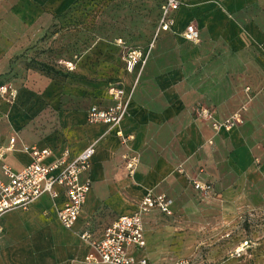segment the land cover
<instances>
[{"label":"crops","instance_id":"obj_1","mask_svg":"<svg viewBox=\"0 0 264 264\" xmlns=\"http://www.w3.org/2000/svg\"><path fill=\"white\" fill-rule=\"evenodd\" d=\"M5 1L9 10L25 22L21 23V34L27 32L32 17L45 16L46 12L60 13L71 2ZM173 18L174 26L169 32H160L156 38L153 35L144 47H137L148 51V57L142 67L138 65L130 73L123 70L120 57L123 49L115 44L118 64L122 65L129 84L118 81L114 85L132 89L121 128L125 134L133 135L128 146L140 156L133 177L127 176L122 165L124 147L119 139L112 134L106 136L96 146L90 169L82 176L90 178L91 190L74 226L66 229L57 217L58 207L65 202L61 190L55 201L43 195L26 209L3 214L0 264H91L85 261L90 249L80 235L88 232L99 239L115 219L135 213L146 193L164 195L173 214L172 207L178 206L176 196L192 185L191 180L214 183L215 189L231 182L239 185L247 175L254 182L255 173L248 168L254 157L250 146L254 141L249 136L252 129L264 127V71L252 68L245 72L240 67L249 64L264 68V0H181ZM189 25L197 29L198 43L183 37ZM240 80L255 82H233ZM246 95L253 96V100L244 123L229 132L214 133L208 122L194 117L191 109L195 102H202L205 106L195 105L194 109H207L222 121L234 110H240ZM111 104L107 90L93 92L81 122L75 124L66 119V134L74 129L77 135L74 142L69 137L44 142L39 139L25 142L21 136L18 142L15 138L13 150L0 152V181H5L3 165L13 171L29 165L31 158L24 148L49 149L51 155L44 161L46 165L56 161L64 151L71 157L78 155L106 131L107 125L86 122L88 109L92 105ZM4 132L0 126V147L9 143ZM149 213L143 216L146 245L142 253H136L137 257L146 258L148 264L145 219Z\"/></svg>","mask_w":264,"mask_h":264},{"label":"rangeland","instance_id":"obj_2","mask_svg":"<svg viewBox=\"0 0 264 264\" xmlns=\"http://www.w3.org/2000/svg\"><path fill=\"white\" fill-rule=\"evenodd\" d=\"M160 4L161 0H71L60 13L32 17L29 30L21 34L25 22L0 0V87L15 92L11 101L0 95V126L9 142L0 152L7 153L11 139L19 142L20 136L25 142L62 137L76 141L74 129L66 134V119L80 123L93 92H108L118 81L128 86L115 44L135 49L149 43L157 29ZM262 67L247 64L240 71H264ZM252 100L253 96H245L239 107L242 121L235 127L243 125ZM195 105L205 104H193L197 119ZM105 128L89 144L97 146L110 134L117 137L124 147L122 165L132 178L140 160L128 146L133 135L125 134L121 125ZM249 139L254 141L248 167L255 173L253 183L248 175L239 185L231 182L215 189L213 183L211 195L189 185L176 196L178 206L172 207L171 216L147 215L149 264H264V127L252 129Z\"/></svg>","mask_w":264,"mask_h":264},{"label":"built area","instance_id":"obj_3","mask_svg":"<svg viewBox=\"0 0 264 264\" xmlns=\"http://www.w3.org/2000/svg\"><path fill=\"white\" fill-rule=\"evenodd\" d=\"M180 5L181 0H161L154 38L158 33L169 32L173 28V13ZM183 37L192 43L199 42V33L193 25L186 27ZM118 45L123 49L120 57L125 72L130 73L136 66L144 65L148 51L145 52L141 48L127 49L121 43ZM131 92L132 90H126L121 84L110 87L108 95L112 99V104L107 107L92 105L86 113V122L90 125L104 124L111 128H119L127 114ZM0 95L11 101L15 97V92L2 86ZM197 116L200 120L208 122L216 134L221 131L229 132L242 121L240 110L222 121L215 119L213 113L207 109L198 110ZM14 143L15 138H12L7 150H12ZM23 150L31 158L29 165L20 171H13L7 165L1 167L5 181H0V216L15 209H26L43 195H48L55 201L61 190L65 202L58 207L57 217L63 227L71 229L77 222L91 190L90 178L82 176L90 169L96 151L95 144H89L74 157L64 151L56 161L48 165L44 164V161L51 155L49 149L33 146ZM134 162L132 160V163L128 164V169L133 167ZM191 184L197 192L213 194V187L209 183L191 180ZM153 210L167 216L172 215L169 200L164 195L149 192L143 197L135 213L115 219L104 229L99 239L92 238L88 232L81 234L80 239L90 249L85 261L91 264H148L146 258H139L136 253L142 251L146 245L143 216Z\"/></svg>","mask_w":264,"mask_h":264}]
</instances>
